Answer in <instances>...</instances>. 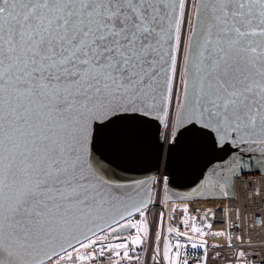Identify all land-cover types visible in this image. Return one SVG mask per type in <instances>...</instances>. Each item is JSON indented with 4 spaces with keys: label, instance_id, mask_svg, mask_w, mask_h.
I'll list each match as a JSON object with an SVG mask.
<instances>
[{
    "label": "snow or ice",
    "instance_id": "6c2138e0",
    "mask_svg": "<svg viewBox=\"0 0 264 264\" xmlns=\"http://www.w3.org/2000/svg\"><path fill=\"white\" fill-rule=\"evenodd\" d=\"M178 154L198 175L169 206ZM257 174L264 0H0V264H141L145 246L154 264L225 247L264 264V243L190 212Z\"/></svg>",
    "mask_w": 264,
    "mask_h": 264
},
{
    "label": "built area",
    "instance_id": "2783aa9c",
    "mask_svg": "<svg viewBox=\"0 0 264 264\" xmlns=\"http://www.w3.org/2000/svg\"><path fill=\"white\" fill-rule=\"evenodd\" d=\"M258 191L261 194L259 196H252V192ZM178 200H171L172 203H179ZM211 207L216 213L215 218L212 220L214 224V230L222 228L224 225L222 221L227 219L229 222L230 228L239 227L242 231L233 232V243L236 244L235 236L243 235L245 237L251 236L252 240L256 245H261L264 243V176L261 175H250L245 176L238 184L237 194L235 200L230 199H218L212 202L203 203L201 201H196L194 204L190 205V212L192 208H205ZM239 209V212L236 209ZM223 209L224 211H220ZM162 209H155V211H160ZM227 213V217H225ZM182 215L177 213V216ZM256 215H259L261 218L260 221L255 219ZM153 216L149 217V221L153 220ZM176 224L179 223V220L175 221ZM254 225V227H252ZM212 243H223V238H218L213 240L209 238V244ZM145 251L139 253L141 256V264H154L153 261L149 260V253L147 251V246H145ZM231 249H213L209 248V260L208 264H229V254ZM261 257H264V247L258 248ZM189 252L192 255L189 257L190 264L192 260H198L199 256L197 250L189 249ZM216 252H222L225 256V259H220L219 256H214Z\"/></svg>",
    "mask_w": 264,
    "mask_h": 264
},
{
    "label": "water",
    "instance_id": "95a60500",
    "mask_svg": "<svg viewBox=\"0 0 264 264\" xmlns=\"http://www.w3.org/2000/svg\"><path fill=\"white\" fill-rule=\"evenodd\" d=\"M102 150L110 151L111 146L106 143L100 145ZM181 157L175 158L174 162L170 167V178L173 181L171 192L173 200H176V196L183 195L196 181L198 175V167L192 166L187 161H180ZM123 162L128 166H132L134 171L131 173L132 177H141L145 174L147 169H151L153 173L159 168L161 173L164 172L163 162H157L154 159H146L142 161H136L129 158H123ZM258 175V174H257Z\"/></svg>",
    "mask_w": 264,
    "mask_h": 264
}]
</instances>
